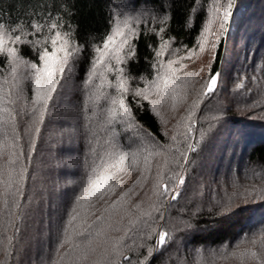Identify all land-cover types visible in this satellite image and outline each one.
<instances>
[{
  "label": "trees",
  "instance_id": "16d2710c",
  "mask_svg": "<svg viewBox=\"0 0 264 264\" xmlns=\"http://www.w3.org/2000/svg\"><path fill=\"white\" fill-rule=\"evenodd\" d=\"M210 6L211 0H0V24L13 38L20 36L15 43L8 41L19 60L0 52V79L8 77L14 99L24 97L13 108L24 153L17 168L26 170L19 207L10 214L0 200L2 264H49L68 252L71 245L59 254L56 249L73 208L93 234L113 226L108 230L110 243L117 245L109 257L112 264H241L225 259L226 251L237 245L258 251L259 245L247 242L264 234V200L254 199L257 190L238 206L247 205L241 211L217 213L231 193H244V180L252 183L260 174L264 181V0H236L221 37L219 21L211 26L214 34L205 32ZM52 23L58 27L51 29ZM116 23L130 48L118 40L121 59L114 54L98 64L104 53L97 50ZM56 31L66 34L69 50L75 48L77 54L49 101L39 133H29L32 121L24 112L33 95V70L27 64L40 65V54L53 51ZM14 67L17 85L12 86ZM210 70L220 75L215 91L204 95ZM162 77L169 81V96L161 104L157 86L164 90ZM104 90L107 96H95ZM121 99L142 127H130L119 114L113 101ZM30 143L35 145L31 150ZM189 144L196 150L189 151ZM105 150L128 155L123 183L105 201L93 199L94 207L81 208L75 197L93 160ZM149 153V170L144 171ZM181 153H187V160ZM158 172L161 191L164 184L176 187L175 174L184 176L175 200L171 191L166 196L153 193ZM112 201L117 203L109 208ZM81 222L78 218L74 223L79 227ZM161 231L169 232L171 240L157 251ZM83 240L75 238L76 243ZM101 253L98 249L87 262L69 253L63 264H107ZM242 264L261 260L247 258Z\"/></svg>",
  "mask_w": 264,
  "mask_h": 264
},
{
  "label": "snow or ice",
  "instance_id": "6c2138e0",
  "mask_svg": "<svg viewBox=\"0 0 264 264\" xmlns=\"http://www.w3.org/2000/svg\"><path fill=\"white\" fill-rule=\"evenodd\" d=\"M236 6V0H211V6L208 12V27L205 29V32L208 34H214L211 31V26L219 21V36H224L228 30V25L230 20L233 17V10ZM37 28L40 26L37 25ZM51 29H56L58 27L57 23L51 24ZM127 21L123 22V28H127ZM10 29H6L3 24H0V52L7 53L13 60H19L20 58L15 55L16 49L8 47V41L15 43L20 40V36L17 35L14 38L9 35ZM122 38V39H121ZM120 40V43L123 45H129L128 37L125 32L122 30V25L120 23L114 24L113 32L106 38L103 48L98 49V52H108L116 55L119 59L118 53L123 51V49H117V41ZM219 41H217V44ZM53 45V51L49 52L47 49L40 54V65L35 63H28L27 67L31 68L33 71L30 73V77L33 80V95L31 99L26 101V109L24 112L25 115H28L31 118L32 124L30 125L28 132L39 133V125L43 124L44 116L47 112L49 101H51L53 93L56 92L57 86L60 84V81L64 77L65 69L69 65L70 58L74 57L77 54L75 48L70 49V41L67 38L66 34L59 31L55 32L54 38L51 40ZM58 45V47H57ZM214 47L216 45H213ZM62 53V55H58ZM104 56H100L98 63H103ZM124 62V61H121ZM173 61H169L171 65ZM123 73V69H121ZM11 75L13 76V84L16 76L15 67L12 69ZM220 73L211 74L210 78L206 81V91L204 95L212 94L216 87L217 81ZM165 88L164 90L159 89L157 86V91H162V97L159 103H163L169 96V81L167 78L162 77ZM179 85L173 84L172 87H178ZM123 91L127 89L124 88L123 83L120 85ZM140 94V93H137ZM175 97H173L174 99ZM144 99H148L147 96H144ZM16 103L14 99L12 87L7 76H4L0 79V135L3 139L0 140V200H2L3 205L6 209H9L11 214L12 209L19 207L17 202V195L20 192V185L24 180L25 169L21 166L17 168L20 157L24 154L22 148L19 146V137L16 132V113L13 105ZM114 104H118L119 114L127 121L130 127H142L138 125L135 121V117L132 114V109L130 106L126 105L124 100L121 99L119 102L113 101ZM175 140V137H173ZM30 150L35 147L34 143H30ZM19 149V151H18ZM189 151H195L196 146L194 144L188 145ZM160 153H155L159 155ZM153 153H149L148 156H145V169L144 171L149 170L150 157ZM185 160H187V153H181ZM128 159L126 153L115 155L112 152L105 150L103 154H97L96 158L93 160L92 165L90 166V174L86 178V183L82 188L79 195L75 197V203L81 208L87 206L88 208L94 207L92 203L93 199L97 201H105L106 196H110L114 193L115 189L120 187V184L123 183L122 173L125 172V161ZM132 170H135L133 168ZM143 179H147L144 176V173H141ZM176 176V187L170 189L167 184L163 185V191L160 190V184L163 179V176L158 172L156 177V182L153 186V193L157 196H166L168 193L174 192L176 194L172 195V199H176L178 194L179 186L185 183L184 176L177 173ZM171 179V177H170ZM131 190L123 192L117 198V200H122L124 197L129 195ZM260 198L264 200V195H260ZM117 201H112L109 204V208H114ZM234 207V200L232 197H229L226 202L222 204L221 211L217 215L227 216L231 215L234 212H239L242 210V207ZM133 207L139 208V205H133ZM71 215L66 220L65 225L60 231V236L58 239L56 252L59 254V250L64 248L65 245H71L68 252L59 254L58 258L51 259L49 264H63L65 256H68L69 253L72 254V257L76 261L87 262L92 254H95L98 249H102V257L107 264H112L109 259L112 252L117 250L116 243H110L111 237H109V229H112V225L108 224L107 228L101 227L93 232L89 231L91 225L86 224V219L81 216L80 211L77 208L71 209ZM148 214V213H145ZM81 219V225L77 227L75 221ZM97 220H100V217H96ZM190 226V225H186ZM119 231V229H116ZM83 237L84 240L81 243H76L75 238ZM9 241L11 238H8ZM171 240L169 232L161 231L158 233V238L156 241L157 251L161 248H166L168 242ZM252 246L259 245L258 251H253L251 248L241 249L239 245L236 248L226 251L224 256L225 259L232 258L233 260L242 262L248 258L252 260L259 259L261 264H264V234H260L259 238L253 236L247 241ZM151 254L152 249H149ZM6 255L8 250L5 249ZM2 264V262H0ZM92 264H100L99 260L92 261Z\"/></svg>",
  "mask_w": 264,
  "mask_h": 264
},
{
  "label": "rangeland",
  "instance_id": "374dc122",
  "mask_svg": "<svg viewBox=\"0 0 264 264\" xmlns=\"http://www.w3.org/2000/svg\"><path fill=\"white\" fill-rule=\"evenodd\" d=\"M121 47H122V45H116L115 46V48H117V49H120ZM113 55H114L113 53L104 52V61H103V63H100V64L103 65L104 62H105V60L108 59L109 56H111L110 59L112 60V56ZM118 55H119V59H117V57H115V60H117V61H119L121 59V56H122L121 53H118ZM207 55H209V54H207ZM205 58H206V56H205ZM15 66L16 67H19V63H17ZM11 73H12V70L9 73V77H10V80L13 81L14 78L11 75ZM14 84L17 85V83H16L15 80H14ZM19 90L24 91V89H19ZM104 93H106V90H104V91H97V92H95V96L96 95L97 96H101V95L107 96V94H104ZM23 99H24V97L21 96L20 98L19 97L16 98V101L23 100ZM110 103H112V101H110ZM22 104H24V103H22ZM164 111H165L166 114L169 112V111L167 112L166 110H164ZM253 179L256 180V181H254L252 183H250L248 180H247V182H246V180H244V184H245L244 193H243V191L241 193H239V192L238 193L237 192L231 193V195L229 197H232L233 198V200H234V207H238V206H240L243 203H247L249 201V199H250V195L251 194H254L253 192L255 190H257L258 193H259V195H257V196L254 197L255 200L256 199H261L260 198V194L261 195H264V181L261 180L260 174L257 177H253ZM254 195H256V194H254ZM245 260H247V258Z\"/></svg>",
  "mask_w": 264,
  "mask_h": 264
}]
</instances>
